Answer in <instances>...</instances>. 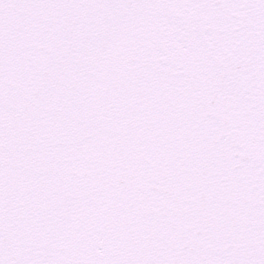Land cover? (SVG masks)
Segmentation results:
<instances>
[{
	"label": "snow or ice",
	"instance_id": "1",
	"mask_svg": "<svg viewBox=\"0 0 264 264\" xmlns=\"http://www.w3.org/2000/svg\"><path fill=\"white\" fill-rule=\"evenodd\" d=\"M0 264H264V0H0Z\"/></svg>",
	"mask_w": 264,
	"mask_h": 264
}]
</instances>
